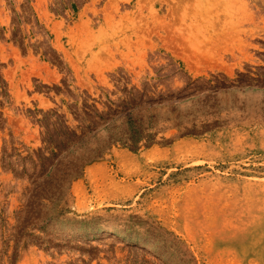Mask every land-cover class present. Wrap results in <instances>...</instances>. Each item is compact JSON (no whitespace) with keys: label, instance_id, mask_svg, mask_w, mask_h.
<instances>
[{"label":"rangeland","instance_id":"obj_1","mask_svg":"<svg viewBox=\"0 0 264 264\" xmlns=\"http://www.w3.org/2000/svg\"><path fill=\"white\" fill-rule=\"evenodd\" d=\"M0 264H264V0H0Z\"/></svg>","mask_w":264,"mask_h":264}]
</instances>
